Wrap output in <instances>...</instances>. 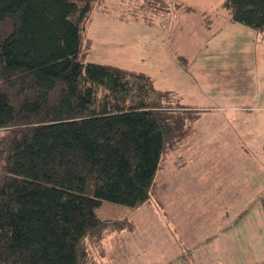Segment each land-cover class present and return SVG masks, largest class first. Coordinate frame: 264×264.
Masks as SVG:
<instances>
[{
	"label": "trees",
	"instance_id": "obj_1",
	"mask_svg": "<svg viewBox=\"0 0 264 264\" xmlns=\"http://www.w3.org/2000/svg\"><path fill=\"white\" fill-rule=\"evenodd\" d=\"M104 1L0 0V264H98L105 240L136 224L96 209L161 202L158 172L196 131L201 110L178 92L86 61L84 25ZM156 1L136 9L165 25L170 5ZM222 7L264 42V0Z\"/></svg>",
	"mask_w": 264,
	"mask_h": 264
},
{
	"label": "rangeland",
	"instance_id": "obj_2",
	"mask_svg": "<svg viewBox=\"0 0 264 264\" xmlns=\"http://www.w3.org/2000/svg\"><path fill=\"white\" fill-rule=\"evenodd\" d=\"M223 1L166 0L161 25L143 22L147 11L136 6L144 0H105L85 22L87 62L145 72L201 110L195 133L158 172L161 202L131 208L104 201L96 209L100 218L129 216L136 224L105 240L98 264H186V249L199 264H264V117L226 106L264 102V42L233 22Z\"/></svg>",
	"mask_w": 264,
	"mask_h": 264
},
{
	"label": "crops",
	"instance_id": "obj_3",
	"mask_svg": "<svg viewBox=\"0 0 264 264\" xmlns=\"http://www.w3.org/2000/svg\"><path fill=\"white\" fill-rule=\"evenodd\" d=\"M143 22H146V21H144L143 20ZM160 22V24L161 25H163V21L162 20H160L159 21ZM146 23H151V22H146ZM165 25H167V24H165ZM260 40L263 42V40H262V38L260 37ZM174 55H175V57L179 60V61H181V62H184V63H187V58L185 57V56H183V54H181V53H179V52H174ZM179 56H182V57H184V58H186V61H182L180 58H179ZM134 71H136V70H134ZM138 72H140V71H138ZM145 73V72H144ZM148 75V74H147ZM153 79V78H152ZM154 80V79H153ZM154 83H155V81H154ZM156 86V85H155ZM159 89V88H158ZM163 90V89H162ZM253 104H254V102H253ZM263 105H264V102L263 103H258V105H254V106H251V107H248V105H233V104H229V105H226L227 106V110L228 111H230V112H233V111H236V112H239V111H241V109H238L240 106H243V108L244 109H250V110H256L257 111V113H262V117H264L263 116V113H264V110H263ZM245 106H247V107H245ZM193 108H195V107H193ZM152 204V203H151ZM194 248H195V246H194ZM189 250H191V249H186V251H189ZM193 250V249H192ZM210 258V257H209ZM210 260H211V258H210ZM212 261V260H211ZM221 264H225V263H221Z\"/></svg>",
	"mask_w": 264,
	"mask_h": 264
}]
</instances>
